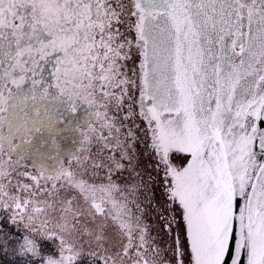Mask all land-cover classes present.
I'll return each mask as SVG.
<instances>
[{
	"label": "snow or ice",
	"instance_id": "6c2138e0",
	"mask_svg": "<svg viewBox=\"0 0 264 264\" xmlns=\"http://www.w3.org/2000/svg\"><path fill=\"white\" fill-rule=\"evenodd\" d=\"M0 264H264V0H0Z\"/></svg>",
	"mask_w": 264,
	"mask_h": 264
}]
</instances>
